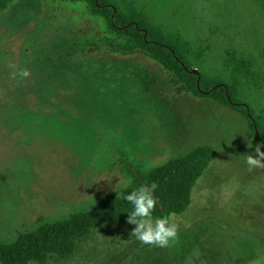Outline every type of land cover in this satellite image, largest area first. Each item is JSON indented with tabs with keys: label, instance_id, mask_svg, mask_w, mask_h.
Segmentation results:
<instances>
[{
	"label": "rangeland",
	"instance_id": "obj_1",
	"mask_svg": "<svg viewBox=\"0 0 264 264\" xmlns=\"http://www.w3.org/2000/svg\"><path fill=\"white\" fill-rule=\"evenodd\" d=\"M143 1L204 51L195 71L229 78L244 70L242 92L264 113L258 0ZM95 35L116 36L81 2L17 0L0 12V243L130 186L128 164L149 169L211 145L216 156L190 206L169 215L179 231L167 247L142 244L131 236L135 225L102 223L72 257L31 264H264V169L246 163L260 143L248 119L181 92L145 54L83 50L79 38Z\"/></svg>",
	"mask_w": 264,
	"mask_h": 264
},
{
	"label": "trees",
	"instance_id": "obj_2",
	"mask_svg": "<svg viewBox=\"0 0 264 264\" xmlns=\"http://www.w3.org/2000/svg\"><path fill=\"white\" fill-rule=\"evenodd\" d=\"M17 0H0V12L9 9ZM85 3L91 14L104 19L113 37L79 38L85 49L107 48L123 55L142 53L159 62L171 73V82L181 92L199 98H212L223 106L242 113L249 121L251 136L264 142V113L258 112L242 92L244 70L232 72L229 78L215 76L205 70L195 71L203 55L194 42L174 22L158 18L143 0H62ZM264 6V0H258ZM239 69H237L238 71ZM123 142L111 140L110 149H120L121 161L128 164V153L120 148ZM110 156V155H109ZM216 156L211 145L190 148L181 155L153 168L126 166L134 178L132 184L106 195L87 211L74 213L67 219L47 222L35 231L27 232L10 244L0 243V264L45 263L49 259L62 261L72 257L77 243L102 223L128 224L133 205L124 199L144 184L156 183L158 204L154 219L172 213L185 212L192 202V190ZM111 157V156H110ZM113 160V157L110 158Z\"/></svg>",
	"mask_w": 264,
	"mask_h": 264
},
{
	"label": "clouds",
	"instance_id": "obj_3",
	"mask_svg": "<svg viewBox=\"0 0 264 264\" xmlns=\"http://www.w3.org/2000/svg\"><path fill=\"white\" fill-rule=\"evenodd\" d=\"M20 76L28 77L30 72L22 70ZM262 148H264V142L257 144L254 152L246 156V163L250 171L255 168L264 169V151ZM157 188L158 185L154 182L144 184L139 189L124 196V199L134 206L129 213L127 223L135 225L131 236H135L142 244L167 247L170 241L176 240L179 226L172 216L153 219L152 213L159 202L154 195Z\"/></svg>",
	"mask_w": 264,
	"mask_h": 264
}]
</instances>
